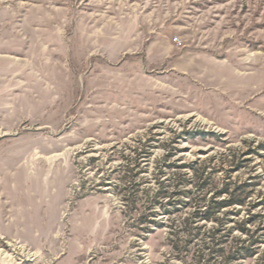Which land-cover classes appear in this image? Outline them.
<instances>
[{"label":"rangeland","instance_id":"374dc122","mask_svg":"<svg viewBox=\"0 0 264 264\" xmlns=\"http://www.w3.org/2000/svg\"><path fill=\"white\" fill-rule=\"evenodd\" d=\"M0 264H264V0H0Z\"/></svg>","mask_w":264,"mask_h":264},{"label":"trees","instance_id":"16d2710c","mask_svg":"<svg viewBox=\"0 0 264 264\" xmlns=\"http://www.w3.org/2000/svg\"><path fill=\"white\" fill-rule=\"evenodd\" d=\"M244 204V201L240 200L239 198H232L229 202H216V208H217V211H220L221 209L227 207L228 206H234V205H243ZM212 214L213 212L211 211H208V212H205L204 213H199L197 214L198 215H201V218L206 220V221H210V220H213L212 218ZM245 230H243L244 232ZM247 231V230H246ZM245 231V232H246ZM250 256H253V252H247Z\"/></svg>","mask_w":264,"mask_h":264},{"label":"built area","instance_id":"2783aa9c","mask_svg":"<svg viewBox=\"0 0 264 264\" xmlns=\"http://www.w3.org/2000/svg\"><path fill=\"white\" fill-rule=\"evenodd\" d=\"M177 42L179 41V40H176Z\"/></svg>","mask_w":264,"mask_h":264},{"label":"bare ground","instance_id":"6f19581e","mask_svg":"<svg viewBox=\"0 0 264 264\" xmlns=\"http://www.w3.org/2000/svg\"><path fill=\"white\" fill-rule=\"evenodd\" d=\"M12 262H14V261L12 260Z\"/></svg>","mask_w":264,"mask_h":264}]
</instances>
